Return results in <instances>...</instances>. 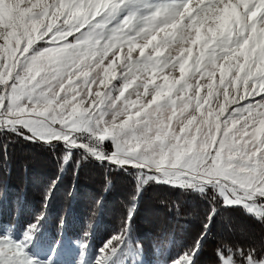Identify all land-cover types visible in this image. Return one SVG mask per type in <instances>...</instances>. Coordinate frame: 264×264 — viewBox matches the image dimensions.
<instances>
[{
	"label": "snow or ice",
	"instance_id": "snow-or-ice-1",
	"mask_svg": "<svg viewBox=\"0 0 264 264\" xmlns=\"http://www.w3.org/2000/svg\"><path fill=\"white\" fill-rule=\"evenodd\" d=\"M0 3L13 9L0 22V137L59 151L61 171L93 159L135 180L95 264L130 250L149 184L207 205L202 231L169 264H196L222 211L264 226V0ZM41 219L22 240L0 234V264H41L26 251ZM214 255L215 264H264V240Z\"/></svg>",
	"mask_w": 264,
	"mask_h": 264
},
{
	"label": "trees",
	"instance_id": "trees-1",
	"mask_svg": "<svg viewBox=\"0 0 264 264\" xmlns=\"http://www.w3.org/2000/svg\"><path fill=\"white\" fill-rule=\"evenodd\" d=\"M3 145L7 157L0 159V228L24 236L43 214L32 248H76L97 257L120 231L135 190L134 178L93 159L79 169L70 162L61 171L59 151L20 137H0ZM206 207L193 192L146 185L136 203L131 247L123 259L127 264H169L202 231ZM253 238L264 240V226L240 211H222L196 264H215L217 246L244 244ZM84 242L86 250L81 247Z\"/></svg>",
	"mask_w": 264,
	"mask_h": 264
},
{
	"label": "rangeland",
	"instance_id": "rangeland-1",
	"mask_svg": "<svg viewBox=\"0 0 264 264\" xmlns=\"http://www.w3.org/2000/svg\"><path fill=\"white\" fill-rule=\"evenodd\" d=\"M12 5L9 3L7 5L0 3V22L3 21L5 16H10L12 13ZM10 233L11 236L16 240H22L23 235L18 232H9V230L0 228V234L2 233ZM33 242L29 244L26 251L27 253L33 257L35 260L41 262V264H46L49 260L51 264H81V261L84 264H95L97 257H90L85 256L83 251L81 252L79 249L76 248H68L65 250H58L57 249H34ZM118 264H127L125 259H122ZM138 264V263H132Z\"/></svg>",
	"mask_w": 264,
	"mask_h": 264
}]
</instances>
